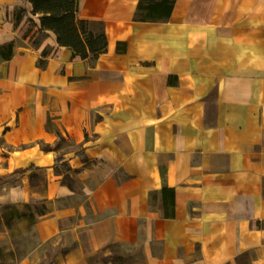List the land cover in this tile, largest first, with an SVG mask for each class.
I'll return each mask as SVG.
<instances>
[{
	"label": "crops",
	"instance_id": "obj_1",
	"mask_svg": "<svg viewBox=\"0 0 264 264\" xmlns=\"http://www.w3.org/2000/svg\"><path fill=\"white\" fill-rule=\"evenodd\" d=\"M140 1L78 0L108 39L82 59L31 0H0L3 219L55 264L116 244L138 264H264V0H177L146 22Z\"/></svg>",
	"mask_w": 264,
	"mask_h": 264
},
{
	"label": "trees",
	"instance_id": "obj_2",
	"mask_svg": "<svg viewBox=\"0 0 264 264\" xmlns=\"http://www.w3.org/2000/svg\"><path fill=\"white\" fill-rule=\"evenodd\" d=\"M177 0H141L135 21H157L170 17ZM34 15L42 14V29L56 34L58 44L70 49L74 56L82 59L97 58L108 50V39L104 24L98 32L90 30V22L77 17L78 0H31ZM24 14V11H21ZM15 43L0 47V56L10 60L14 53ZM39 66L44 67L45 62L39 61ZM60 139L62 134L57 131ZM49 150V146L44 147ZM83 156V155H82ZM58 162L61 158L57 159ZM95 257V256H94ZM93 257V258H94ZM107 259H103L106 262Z\"/></svg>",
	"mask_w": 264,
	"mask_h": 264
},
{
	"label": "rangeland",
	"instance_id": "obj_3",
	"mask_svg": "<svg viewBox=\"0 0 264 264\" xmlns=\"http://www.w3.org/2000/svg\"><path fill=\"white\" fill-rule=\"evenodd\" d=\"M101 28L100 23L90 24L91 31L98 32ZM51 128H55L53 123ZM0 145L5 147L2 140H0ZM70 146L71 143L62 132V138L59 140L57 148L59 147L61 152H69L72 149ZM4 154L8 153L4 152ZM7 208L0 207V264H55L54 252L56 248L52 245H45L36 251L38 242L33 229L23 235L11 232V225L5 223L3 219ZM153 248L159 252L161 243H155ZM110 250L113 252L112 256L105 257L104 252L99 253L90 260L91 264H110V262L112 264H138L144 259L141 250L132 253L124 244H116ZM103 259H107V261L103 262Z\"/></svg>",
	"mask_w": 264,
	"mask_h": 264
}]
</instances>
